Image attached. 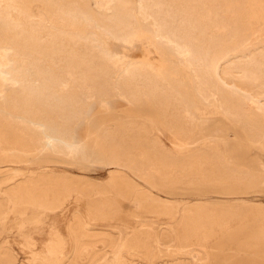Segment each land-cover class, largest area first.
Segmentation results:
<instances>
[{"label":"rangeland","instance_id":"obj_1","mask_svg":"<svg viewBox=\"0 0 264 264\" xmlns=\"http://www.w3.org/2000/svg\"><path fill=\"white\" fill-rule=\"evenodd\" d=\"M247 5L0 0V264H264V7Z\"/></svg>","mask_w":264,"mask_h":264},{"label":"bare ground","instance_id":"obj_2","mask_svg":"<svg viewBox=\"0 0 264 264\" xmlns=\"http://www.w3.org/2000/svg\"><path fill=\"white\" fill-rule=\"evenodd\" d=\"M133 1H134V0H133ZM56 2H57V0H56ZM134 3H135V2H134ZM140 3H141V2H140ZM218 3H219V2H218ZM100 4H101V3H100ZM123 4H124V3H123ZM125 4H126V2H125ZM138 4H139V3H138ZM244 4H245V3H244ZM246 4H247V0H246ZM119 5H120V4H119ZM127 5H129V4H127ZM127 5H126V6H127ZM91 6H92V5H91ZM94 6H95V5H94ZM122 6H123V5H122ZM129 6H130V5H129ZM129 6H128V7H129ZM135 6H136V5H135ZM139 6H141V5H139ZM240 6H242V5H240ZM92 7H93V6H92ZM124 7H125V5H124ZM128 7H127V8H128ZM130 7H131V6H130ZM133 7H134V6H133ZM238 7H239V6H238ZM262 7H264V0H248V5H247L246 7H244V9H243V7H242V9H241L240 7H239V8L241 9V10H240L241 12L244 11L248 16L253 17V16L257 13L258 9H260V8H262ZM93 8H94V7H93ZM127 8H125V10H126ZM140 8H141V7H140ZM154 8H155V7H154ZM236 8H237V7H236ZM121 9H123V7H121ZM131 9H132V7H131ZM193 9H194V7H193ZM229 9H230V8H229ZM237 9H238V8H237ZM237 9H236V11H237ZM129 10H130V9L128 8L127 13H128ZM136 10H137V9H136ZM136 10H135V11H136ZM138 10H139V9H138ZM122 11H123V10H122ZM131 11H134V9L131 10ZM135 11H134V12H135ZM140 11H141V10H140ZM193 11H194V10H193ZM232 11H233V9H232ZM234 11H235V10H234ZM234 11H233V12H234ZM96 12H97V11H96ZM116 13H117V12H116ZM120 13H121V12H120ZM127 13H126V14H127ZM141 13H143V12H141ZM183 13H184V12H183ZM236 13H237V12H236ZM126 14H124V15H126ZM128 14H129V13H128ZM130 14H131V13H130ZM138 14H139V13H138ZM239 14H240V12H239ZM239 14H238V15H239ZM243 14H244V13H243ZM77 15H78V14H77ZM121 15H122V14H121ZM133 15H134V14H133ZM232 15H233V13H232ZM234 15H235V13H234ZM240 15H241V14H240ZM191 16H192V15H191ZM235 16H236V15H235ZM64 17H65V16H64ZM133 17H134V16H133ZM236 17H237V16H236ZM236 17H235V18H236ZM130 18H131V16H130ZM71 19H72V18H71ZM118 19H119V17H118ZM186 19H187V17H186ZM190 19H191V17H190ZM66 20H67V19H66ZM68 20H69V19H68ZM78 20H79V19H78ZM114 20H115V19H114ZM125 20H126V19H125ZM125 20H124V21H125ZM138 20H139V19H138ZM73 21H74V20H73ZM121 21H122V20H121ZM134 21H136V20H134ZM140 21H141V20H140ZM143 21H144V20H143ZM126 22H129V21H126ZM126 22H125V23H126ZM138 22H139V21H138ZM188 22H189V20H188ZM193 22H194V21H193ZM114 23H116V22H114ZM129 23H130V22H129ZM129 23H128V24H129ZM140 23H141V22H140ZM142 23H143V22H142ZM144 23H145V21H144ZM116 24H117V23H116ZM133 24H134V23H133ZM133 24H131V25L133 26ZM138 24H139V23H138ZM121 25H122V23H121ZM124 25H125V24H124ZM129 25H130V24H129ZM131 25H130V26H131ZM145 25H146V24H145ZM132 26H131V27H132ZM138 26L140 27V25H138ZM138 26H137V27H138ZM223 26H224V25H223ZM123 27H124V26H123ZM126 27H127V26H126ZM139 27H138V28H139ZM187 27H188V26H187ZM121 28H122V27H121ZM127 28H128V27H127ZM132 28H133V27H132ZM152 28H153V27H152ZM140 29H141V28H140ZM122 30H123V28L121 29V31H122ZM128 31L130 32V30H128ZM135 32H136V30H135ZM137 32H138V33H137ZM137 32H136V34H135V36H134V37L137 39V41H138V42H136V43L143 42V41H145V40L147 39V37L150 36L148 33H146L147 31L144 32V31H142V30H139V31H137ZM154 32H155V28H154ZM154 32H153V33H154ZM236 32H237V31H236ZM130 33H131V32H130ZM237 33H238V32H237ZM170 34H171V33H170ZM184 34H185V33H184ZM234 34H236V33H234ZM2 35H3V34H2ZM6 35H7V34H6ZM6 35H4V36H6ZM125 35H126V34H125ZM154 35H155V34H153V36H154ZM172 35H173V34H172ZM236 35H238V34H236ZM245 35H246V34H245ZM153 36H152V37H153ZM185 36H186V35H185ZM131 37H132V35H131ZM131 37H130V38H131ZM134 37H132V38L135 39ZM152 37H151V38H152ZM171 37H172V36H171ZM233 37H234V36H233ZM236 37H237V36H236ZM248 37H249V36H248ZM9 38H10V37H9ZM87 38H88V37H87ZM130 38H128V39H130ZM132 38H131V39H132ZM173 38H174V37H173ZM238 38H239V37H238ZM244 38L247 39V37H244ZM4 39H6V38L4 37ZM133 39H132V40H133ZM152 39H155V38H152ZM175 39H176V38H175ZM9 40H10V39H9ZM11 40H12V39H11ZM177 40H178V39H177ZM182 40H183V39H182ZM238 40H239V39H238ZM17 41H19V40H17ZM24 41H25V40H24ZM178 41H179V40H178ZM220 41H221V40H220ZM223 41H224V40H223ZM233 41H234V40H233ZM242 41H243V40H242ZM8 42H9V41H8ZM14 42H15V41H13V43H14ZM131 42H132V41H131ZM179 42H180V41H179ZM228 42H229V41H228ZM237 42H238V41H237ZM244 42H245V41H244ZM2 43H3V42H2ZM6 43H7V42H6ZM127 43H128V41H127ZM132 43H133V42H132ZM143 43H144V42H143ZM143 43H142V44H143ZM174 43H175V42H174ZM241 43H242V42H241ZM7 44H8V43H7ZM14 44H15V43H14ZM23 44H24V43H23ZM31 44H32V43H31ZM130 44H131V43H130ZM226 44H227V43H226ZM11 45H12V44H11ZM26 45H27V44H26ZM223 45H224V44H223ZM230 45H231V44H230ZM2 46L4 47L5 45L2 44ZM13 46H14V45H13ZM13 46H11V49L14 48ZM16 46H17V44L15 45V49H16ZM24 46H25V45H24ZM217 46H218V44H217ZM217 46H216V47H217ZM221 46H222V45H221ZM3 47H2V48H3ZM12 47H13V48H12ZM27 47H28V46H27ZM30 47H31V46H30ZM30 47H29V48H30ZM214 47H215V46H214ZM219 47H220V46H219ZM223 47H224V46H223ZM226 47H227V46H226ZM8 48H9V47H8ZM19 48H20V47H18V49H19ZM23 48H24V47H23ZM25 48H26V47H25ZM36 48H37V47H35V49H36ZM221 48H222V47H221ZM229 48H230V46H229ZM31 49H32V48H31ZM31 49H30V50H31ZM179 49H180V48H179ZM223 49H224V48H223ZM226 49H228V48H226ZM19 50H20V49H19ZM21 50H22V48H21ZM27 50H28V49H27ZM32 50H34V49H32ZM39 50H40V49H39ZM185 50H186V49H185ZM23 51H24V50H23ZM36 51H37V50H36ZM103 51H104V50H103ZM6 52H7V51H6ZM29 52H30V51H29ZM106 52H107V51H106ZM145 52H146V51H145ZM187 52H189V51H187ZM217 52H218V51H217ZM221 52H223V51H221ZM218 53H219V52H218ZM225 53H226V52H225ZM5 54H6V53H5ZM194 54H195V53H194ZM207 54H208V53H207ZM211 54H213V53H211ZM215 54H216V53H215ZM215 54H214V55H215ZM219 54H220V53H219ZM15 55H16V54H15ZM100 55H101V54H100ZM147 55H148V54H147ZM176 55H177V54H176ZM186 55L188 56V53H187ZM186 55H185V56H186ZM197 55H198V54H197ZM216 55L218 56V54H216ZM103 56H104V55H103ZM183 56H184V55H183ZM183 56H182V57H183ZM187 56H186V57H187ZM206 56H208V55H206ZM21 57H22V56H21ZM84 57H85V56H84ZM178 57H179V56H178ZM178 57H177V58H178ZM201 57H202V56H201ZM219 57H220V56H219ZM85 58H86V57H85ZM179 58H180V60H181V57H179ZM183 58H184V57H183ZM216 58H217V57H216ZM22 59H23V58H22ZM22 59H21V60H22ZM90 59H91V58H90ZM101 60H102V59H101ZM184 60H185V59H184ZM204 60H205V59H204ZM212 60H213V59H212ZM219 60H220V58H219ZM80 61H81V60H80ZM85 61H87V59L84 60V62H85ZM132 61H134V60H132ZM132 61H131V62H132ZM137 61H138V60H137ZM139 61H140V60H139ZM139 61H138V62H139ZM142 61H143V60H142ZM92 62H93V61H92ZM128 62H129V61H128ZM158 62H159V61H158ZM182 62H183V61H182ZM201 62H202V61H201ZM201 62H200V63H201ZM206 62H207V61H206ZM80 63H81V62H80ZM80 63H79V64H80ZM82 63H83V62H82ZM86 63H87V62H86ZM90 63H91V62H90ZM90 63H87V66H88V64H90ZM144 63H145V61H144ZM152 63H153V62H152ZM152 63H149V64H152ZM184 63H185V62H184ZM217 63H218V62H217ZM8 64H9V63H8ZM83 64H84V63H83ZM98 64H99V63H98ZM100 64H101V63H100ZM136 64H137V63H136ZM147 64H148V62H147ZM159 64H160V63H159ZM205 64H206V63H205ZM210 64H211V62H210ZM90 65H91V64H90ZM92 65H93V63H92ZM185 65H186V64H185ZM187 65H188V64H187ZM196 65H197V64H196ZM198 65H199V64H198ZM208 65H209V63H208ZM83 66H84V65H83ZM103 66H104V65H103ZM128 66H129V64H128ZM151 66H153V65H151ZM160 66H161V65H160ZM201 66H202V65H201ZM201 66H200V67H201ZM205 66L207 67V65H205ZM205 66H204V67H205ZM210 66H211V65H210ZM77 67H78V66H77ZM92 67H93V66H92ZM98 67H99V66H98ZM100 67L102 68V66H100ZM130 67H131V66H130ZM130 67H128V68H130ZM161 67H162V66H161ZM164 67H165V65H164ZM78 68H79V67H78ZM83 68H86V67H83ZM83 68H82V69H83ZM117 68H118V67H117ZM120 68H121V67H120ZM131 68H132V67H131ZM133 68H134V66H133ZM133 68H132V69H133ZM136 68H137V66H136ZM146 68H147V67H146ZM155 68H156V67H154V69H155ZM216 68H217V64H216ZM216 68H215V69H216ZM82 69H81V70H82ZM132 69H131V70H132ZM140 69H141V68H140V66H139V70H140ZM161 69H162V68H161ZM161 69H159V68H158L157 70L155 69V70L157 71V72H156V76H159V77H160V75H161L160 70H161ZM199 69H200V68H199ZM83 70H84V69H83ZM88 70H89V69H88ZM92 70H93V69H92ZM107 70H108V69H107ZM107 70H104V72L107 71ZM127 70H128V69H127ZM135 70H136V69H135ZM147 70H149V69H147ZM191 70H192V69H191ZM206 70H208V69H206ZM206 70H205V71H206ZM85 71H86V70H85ZM101 71H102V70H101ZM124 71H125V70H124ZM172 71H174V70H172ZM214 71H215V70H214ZM90 72H91V71H90ZM95 72H96V71H95ZM102 72H103V71H102ZM117 72H118V71L116 70V73H117ZM122 72H123V71H122ZM126 72H127V71H126ZM126 72H125V73H126ZM209 72H211V70H210ZM79 73H81V72L79 71ZM79 73H78V74H79ZM83 73H84V72H83ZM91 73H94V72H91ZM106 73H107V72H106ZM120 73H121V72H120ZM131 73H132V72H131ZM135 73H136V72H135ZM151 73H153V71H152ZM151 73H150V74H151ZM166 73H167V72H166ZM174 73H175V71H174ZM214 73H215V72H214ZM86 74H87V73H86ZM96 74H99V73H96ZM96 74H94V75L96 76ZM144 74H145V72H144ZM202 74H203V71H202ZM205 74H206V73H205ZM208 74H209V73H208ZM90 75H91V74H90ZM105 75H106V74H105ZM105 75H104V76H105ZM109 75H110V74H109ZM124 75H125V74H124ZM154 75H155V74H154ZM95 76H94V77H95ZM102 76H103V75H102ZM111 76H112V75H111ZM125 76H127V75H125ZM203 76H204V75H203ZM205 76H206V75H205ZM205 76H204V77H205ZM213 76L215 77V74H214ZM91 77H92V76H91ZM91 77H90V78H91ZM114 77H115V76H114ZM130 77H131V76H130ZM138 77H139V76H138ZM174 77H175V76H174ZM124 78H125V77H124ZM142 78H143V77H142ZM148 78H149V77H148ZM191 78H192V77H191ZM212 78H213V77H212ZM35 79L37 80V78H35ZM53 79H54V78H53ZM92 79H93V78H92ZM98 79H99V77H98ZM106 79H107V78H106ZM109 79H110V78H109ZM119 79H120V78H119ZM202 79H203V78H202ZM208 79H209V78H208ZM215 79H216V78H215ZM2 80H4V79H2ZM90 80H91V79H90ZM138 80H139V78H138ZM143 80H144V79H143ZM147 80H148V79H147ZM190 80H191V79H190ZM51 81H52V79H51ZM108 81H109V80H108ZM112 81L114 82V80H112ZM115 81H116V83L118 82L117 79H116ZM121 81H122V80H121ZM136 81H137V80H136ZM210 81H211V80H209V82H210ZM214 81H216V80H214ZM8 82H9V81H8ZM48 82H49V81H47V83H48ZM53 82H55V81H52V82H51L52 85H53ZM56 82L59 83V81H56ZM61 82H62V81H61ZM61 82H60V83H61ZM63 82H64V81H63ZM102 82H103V80H102ZM122 82H123V81H122ZM140 82H141V81H140ZM217 82L219 83L220 81L217 80ZM11 83H12V82H11ZM51 83L49 82L50 85H51ZM57 83H55V84H57ZM91 83H93V81H92ZM99 83H101V82H98L97 87H98V85H100ZM107 83H108V82H107ZM111 83H112V82H111ZM116 83H115V84H116ZM124 83H125V82H124ZM128 83L130 84V81H129ZM137 83H138V82H137ZM145 83H146V82H145ZM190 83H191V81H190ZM218 83H217V84H218ZM45 84H46V83H45ZM67 84H68V83H67ZM101 84H102V83H101ZM112 84H113V83H112ZM153 84H154V83H153ZM171 84H173V83H171ZM181 84H182V83H181ZM198 84H199V83H198ZM210 84H211V83H210ZM9 85H10V84H9ZM43 85H44V84H43ZM52 85H51V87H52ZM57 85H59V84H57ZM62 85H63V84H62ZM93 85L95 86V84H93ZM93 85H92V86H93ZM103 85H104V83H103ZM103 85H101V87H100L101 89H102V87H103V89L106 87V86H103ZM105 85H106V83H105ZM122 85H123V84H122ZM127 85H128V84H127ZM134 85H136V84L134 83ZM137 85H139V84H137ZM142 85H143V83H142ZM148 85H149V84H148ZM158 85H159V84H158ZM182 85H183V84H182ZM191 85H192V84H191ZM208 85H209V84H208ZM45 86L47 87V85H45ZM45 86H43V87H45ZM60 86H61V85H60ZM65 86L67 87L66 84H65ZM109 86H110V85H109ZM113 86H114V84H113ZM113 86H112V88H113ZM150 86H151V85H150ZM159 86H160V85H159ZM219 86H221V83H220ZM222 86H223V85H222ZM49 87H50V86H49ZM115 87H116V89H117V85H116ZM121 87H122V86H121ZM129 87H130V85H129ZM134 87H135V86H134ZM146 87H147V86H146ZM160 87H161V86H160ZM166 87H167V86H166ZM203 87H204V86H203ZM56 88H57V86H56ZM63 88H65L64 85H63ZM93 88H96V87H93ZM93 88H92V89H93ZM107 88H108V87H107ZM109 88H110V87H109ZM124 88H125V87H124ZM136 88H137V87H136ZM207 88H208V87H207ZM213 88H214V87H213ZM215 88H216V87H215ZM215 88H214V89H215ZM219 88H220V87H219ZM222 88H224V87H221V90H220V91H222ZM5 89H8V88L6 87ZM30 89H31V88H30ZM40 89H41V86H40ZM43 89H44V88H43ZM46 89H47V88H46ZM50 89H51V88H49V89H47V90L49 91ZM101 89H100V90H101ZM118 89H119V88H118ZM122 89H123V88H121V90H122ZM126 89H127V87H126ZM159 89H160V88H159ZM159 89H158V90H159ZM165 89H166V88H165ZM203 89H204V88H203ZM216 89H217V88H216ZM51 90H52V89H51ZM51 90H50V91H51ZM60 90H62V89H60ZM95 90H96V89H95ZM97 90H98V89H97ZM104 90H105V89H104ZM104 90H103V92H104ZM141 90H142V89H141ZM143 90H144V89H143ZM146 90H147V89H146ZM146 90H145V91H146ZM158 90H157V86H156V87H152V90H151V91H152V94L149 93V94H150L149 96H156V95L158 94V93H157ZM34 91H36V89H35ZM34 91H33V93H34ZM38 91H39V90H38ZM41 91H42V90H41ZM45 91H46V90H44V92H45ZM48 91H47V92H48ZM88 91H89V90H88ZM92 91H93V90H92ZM108 91H109V90H108ZM108 91H106V92H108ZM115 91H116V90H115ZM123 91H124V89H123ZM151 91H150V92H151ZM218 91H219V90H218ZM223 91H224V90H223ZM21 92H22V90H21ZM29 92H30V91H29ZM29 92H28V93H29ZM42 92H43V91H42ZM42 92H41V93H42ZM44 92H43V93H44ZM51 92H52V91H51ZM99 92H100V91H99ZM126 92H127V91H126ZM140 92H142V91H139V89L137 90V89H132V88H131V90H129V91L127 92V95H126V96H128V97H129L131 100H133V101H135V100L138 101V100H140V97H141ZM148 92H149V91H148ZM190 92H191V91H190ZM216 92H217V91H216ZM22 93H23V92H22ZM36 93H37V92H36ZM38 93H39V92H38ZM45 93H46V92H45ZM92 93H93V92H92ZM97 93H98V92H97ZM104 93H105V92H104ZM111 93H112V92H111ZM123 93H124V92H123ZM144 93H145V92H144ZM144 93H143V94H144ZM161 93H162V92H161ZM182 93H183V92H182ZM191 93H192V92H191ZM201 93H203V92H201ZM222 93H223V92H222ZM222 93H221V94H222ZM225 93H226V91H225ZM100 94H101V92H100ZM125 94H126V93H125ZM163 94H164V93H163ZM166 94H167V93H166ZM216 94H217V93H216ZM31 95H33L32 92H31ZM31 95H30V97H31ZM36 95H37V94H36ZM38 95H39V94H38ZM41 95H43V94H41ZM51 95H52V94H51ZM54 95H56V94H54ZM57 95H58V94H57ZM98 95H99V93H98ZM105 95H107V94L105 93ZM114 95H115V94H114ZM114 95H113V96H114ZM210 95H212V94H210ZM225 95H226V94H225ZM228 95H229V94H228ZM20 96H21V95H20ZM22 96H23V95H22ZM25 96H27V94H26ZM111 96H112V94H111ZM123 96H124V95H123ZM123 96H122V97H123ZM159 96H160V95L156 96V98L159 97ZM161 96H162V95H161ZM167 96L171 97V95H167ZM213 96H214V95H213ZM23 97H24V96H23ZM27 97H28V96H27ZM37 97H38V96H37ZM37 97H36V98H37ZM42 97H45V96H42ZM49 97H50V96H49ZM101 97H102V96H101ZM109 97H110V96H109ZM144 97H145V96H144ZM192 97H193V95H192ZM203 97H205V94H204ZM224 97H225V96H224ZM0 98H1V97H0ZM34 98H35V96H34ZM39 98H40V97H39ZM113 98H115V97H113ZM149 98H150V97H149ZM152 98H153V97H152ZM162 98H163V97H162ZM166 98H167V97H166ZM173 98L175 99V95H174ZM225 98L227 99V97H225ZM229 98H231V95H230ZM229 98H228V99H229ZM22 99H23V98H22ZM30 99H31V98H30ZM32 99H33V97H32ZM41 99H42V98H41ZM47 99H48V98H47ZM50 99H51V97H50ZM52 99H54V98H52ZM55 99H56V98H55ZM100 99H101V98H100ZM142 99H143V97H142ZM142 99H141V100H142ZM153 99H154V98H153ZM164 99H165V98H164ZM170 99H172V98H170ZM178 99H179V98H177V101H178ZM219 99H221V98L219 97ZM231 99H232V98H231ZM234 99H235V98H234ZM27 100H28V99H27ZM35 100H36V99H35ZM105 100H106V99H105ZM165 100H166V99H165ZM185 100H187V99H185ZM223 100H224V99H223ZM229 100H230V99H229ZM232 100H233V99H232ZM242 100H243V99H242ZM25 101H26V100H25ZM30 101H31V100H30ZM37 101H38V100H37ZM40 101H41V100H40ZM40 101H39V102H40ZM61 101H62V100H60L59 102H61ZM68 101H70V99H68ZM68 101H67V103H68ZM73 101H74V100H73ZM124 101H125V100H124ZM154 101H155V99H154ZM158 101H160V99H159ZM167 101H168V100H167ZM179 101L181 102L180 99H179ZM201 101H203V100H201ZM233 101H234V100H233ZM236 101H237V99H236ZM41 102H42V101H41ZM43 102H45V101H43ZM51 102H53V101H51ZM63 102H64V101H63ZM75 102H76V101H75ZM129 102H130V101H129ZM140 102H141V101H140ZM140 102H138V104H139ZM162 102H164V101H162ZM172 102H174V101L172 100ZM194 102H195V100H194ZM203 102H204V101H203ZM219 102H221V101L219 100ZM229 102H230V101H229ZM242 102H243V101H242ZM244 102H245V101H244ZM24 103H25V102H24ZM33 103H36V102L33 101ZM37 103H38V102H37ZM67 103H66V104H67ZM130 103H132V101H131ZM141 103H142V102H141ZM152 103H153V102H152ZM158 103H159V102H158ZM204 103H205V102H204ZM211 103H212V102H211ZM233 103L235 104V102H233ZM240 103H241V101H240ZM240 103H239V104H240ZM246 103H247V102H246ZM25 104H26V103H25ZM43 104H44V103H43ZM48 104H49V103H48ZM62 104H63V103H62ZM68 104H69V103H68ZM72 104H73V102H72ZM72 104H71V106H72ZM75 104H76V103H75ZM133 104H134V103H133ZM135 104H136V106H137V102H136ZM144 104H145V103H144ZM146 104H147V103H146ZM171 104H172V103H171ZM173 104H174V103H173ZM176 104H177V102H176ZM178 104H179V103H178ZM214 104H215V102H214ZM237 104H238V103H237ZM250 104H251V103H250ZM27 105H28V104H27ZM33 105H34V104H33ZM39 105H40V104H38V106H39ZM41 105H42V104H41ZM63 105H65V103H64ZM131 105H132V104H131ZM142 105H143V104H142ZM157 105H158V104H157ZM159 105H160V104H159ZM196 105H197V104H196ZM232 105H233V104H232ZM235 105H236V104H235ZM235 105H233V106H231V107H234ZM244 105H245V104H244ZM252 105H253V104H252ZM66 106H67V105H66ZM66 106H65V107H66ZM73 106H75V105L73 104ZM160 106H161V105H160ZM171 106H172V105H171ZM177 106H179V105H177ZM183 106H184V105H183ZM215 106H216V105H215ZM221 106H222V105H221ZM248 106H250V105L248 104ZM24 107H25V106H24ZM35 107H36V105H35ZM47 107H48V106H47ZM54 107H55V106H54ZM77 107H78V106H77ZM77 107H76V108H77ZM154 107H155V105H154ZM172 107H173V106H172ZM228 107H230V106H228ZM228 107H227V108H228ZM231 107H230V108H231ZM237 107H239V106H237ZM240 107H243V105L240 106ZM244 107H245V106H244ZM251 107H252V106H251ZM28 108H29V107H28ZM63 108H64V107H63ZM68 108H69V107H68ZM71 108H72V107H71ZM76 108H75V109H76ZM176 108H177V107H176ZM25 109H26V108H25ZM30 109H31V107H30ZM32 109H33V108H32ZM35 109H36V108H35ZM38 109H39V108H38ZM41 109H42V108H41ZM46 109H48V108H46ZM46 109H45V110H46ZM49 109L51 110V108H49ZM61 109H62V108H61ZM65 109H66V108H65ZM167 109H168V108H167ZM167 109H166V110H167ZM171 109H172V108H171ZM171 109H170V110H171ZM233 109H234V108H233ZM262 109H263V108H262ZM55 110H56V108H55ZM55 110H54V111H55ZM157 110H158V109H157ZM181 110H182V109H181ZM235 110H236V108L234 109V111H233V110H232V111L235 112ZM246 110H247V109H246ZM25 111H26V110H25ZM27 111H28V110H27ZM27 111H26V112H27ZM32 111H33V110H32ZM32 111H31V112H32ZM47 111H48V110H47ZM59 111H60V110H59ZM68 111H69V110H68ZM68 111H67V112H68ZM164 111H165V110H164ZM173 111H174V110H173ZM179 111H180V110H179ZM184 111H186V110H184ZM189 111H190V110H189ZM223 111H224V110H223ZM236 111L238 112L237 115H238L239 113L241 114V112H239V110H236ZM241 111H242V110H241ZM249 111H250V110H249ZM254 111H255V110H254ZM28 112H29V111H28ZM34 112H35V110H34ZM34 112H33V114H34ZM45 112H46V111H45ZM73 112H74V111H73ZM78 112H79V111H78ZM81 112H82V111H81ZM166 112H167V111H166ZM171 112H172V111H171ZM182 112H183V110H182ZM243 112H244V111H243ZM255 112H256V111H255ZM55 113H56V112H55ZM65 113H66V110H65ZM167 113H168V112H167ZM167 113H166V114H167ZM230 113H231V110H230ZM259 113H260V112H259ZM47 114H48L47 116H49V113H47ZM56 114H57V113H56ZM60 114H61V113H60ZM169 114H170V113H169ZM173 114H175V113H173ZM181 114H183V113H181ZM225 114H226V113H225ZM228 114H229V113H228ZM242 114H243V113H242ZM244 114L246 115L247 113H244ZM244 114H243V115H244ZM250 114H251V113H250ZM253 114L257 115L256 113H253ZM253 114H252V115H253ZM260 114H261V113H260ZM29 115H30V114H28V116H29ZM51 115H53V114L51 113ZM63 115H64V114H63ZM63 115H62V116H63ZM69 115H70V114H69ZM69 115H68V117H70ZM164 115H165V114H164ZM167 115H168V114H167ZM171 115H172V114H171ZM171 115H169V116H171ZM184 115H185V114H184ZM231 115H233V114H231ZM234 115H236V114H234ZM252 115H251V116H252ZM47 116H46V117H47ZM54 116H56V115H53V117H54ZM65 116H66V115H65ZM71 116H72V114H71ZM76 116H77V115H76ZM162 116H163V115H162ZM180 116H182V115H180ZM227 116H228V115H227ZM239 116H240V115H239ZM251 116H250V117H251ZM261 116H263V115H261ZM49 117H50V116H49ZM165 117H166V116H165ZM228 117H229V116H228ZM231 117H232V116H231ZM231 117H230V118H231ZM243 117H244V116H243ZM247 117H248V115H247ZM252 117H253V116H252ZM256 117H257V116H256ZM47 118H48V117H47ZM65 118L67 119V117H65ZM65 118H64V119H65ZM161 118H162V117H161ZM163 118H164V117H163ZM176 118H177V116H176ZM176 118H174V120H175ZM178 118H179V117H178ZM185 118H186V117H185ZM234 118H235V117H234ZM236 118H237V117H236ZM238 118H240V117H238ZM244 118H245V117H244ZM257 118H258V117H257ZM260 118H261V117H260ZM59 119H60V116H59ZM71 119H72V118H71ZM75 119H77V118H75ZM252 119H253V121H255L254 118H252ZM43 120H44V119H43ZM48 120H50V118H49ZM51 120H53V119H51ZM51 120H50V121H51ZM163 120H164V119H163ZM168 120H169V119H168ZM170 120H171V119H170ZM178 120H180V119H178ZM232 120H233V119H232ZM239 120H240V119H239ZM247 120H248V119H247ZM249 120H250V119H249ZM256 120H259V119H256ZM53 121H54V120H53ZM129 121H130V120H129ZM145 121H146V120H145ZM147 121H148V120H147ZM149 121H151V120H149ZM165 121H166V120H165ZM259 121H260V120H259ZM158 122H160V121H158ZM178 122H179V121H178ZM185 122H186V121H185ZM237 122H238V121H237ZM242 122H244V121L242 120ZM246 122H247V121H246ZM248 122H249V121H248ZM250 122H251V120H250ZM262 122H264L263 119H262ZM42 123H43V121H42ZM46 123H47V122H46ZM57 123H58V122H57ZM61 123H62V122H61ZM102 123H103V122H102ZM127 123H129V122H127ZM134 123H135V122H134ZM144 123H145V122H144ZM151 123H152V122H151ZM175 123H176V122H174L173 124H175ZM181 123H182V122H181ZM186 123H187V122H186ZM189 123H190V122H189ZM240 123H241V122H240ZM254 123H255V122H254ZM257 123H259V122H257ZM25 124H26V123H25ZM50 124H51V123H50ZM50 124H49V125H50ZM63 124H65V123H63ZM68 124H69V123H68ZM68 124H67V125H68ZM108 124H109V123H108ZM129 124H130V123H129ZM132 124H133V122H132ZM135 124H136V123H135ZM139 124H140V122H139ZM155 124H156V122H155ZM155 124H154V125H155ZM157 124H159V123H157ZM179 124H180V123H179ZM197 124H198V122H197ZM251 124H252V123H251ZM259 124H260V123H259ZM262 124H263V123H262ZM262 124H260V125H262ZM52 125H53V124H52ZM145 125H146V124H145ZM164 125H165V124H164ZM183 125H184V124H183ZM185 125H186V124H185ZM202 125H203V124H202ZM236 125H238V124H236ZM244 125H245V124H244ZM244 125H243V126H244ZM249 125H250V124H249ZM31 126H32V125H31ZM53 126H54V125H53ZM58 126H59V125H58ZM74 126H75V125H74ZM140 126H142V125H139V127H140ZM147 126H148V125H147ZM158 126H159V125H158ZM165 126H166V125H165ZM165 126L162 127V128H165ZM174 126H175V125H174ZM177 126H180V125L177 124ZM190 126H191V125H190ZM200 126H201V125H200ZM247 126H248V125H247ZM256 126H257V124H256ZM69 127H70V126H69ZM133 127H134V125H133ZM137 127H138V126H137ZM139 127H138V128H139ZM142 127H144V126H142ZM142 127H141V128H142ZM154 127H155V126H154ZM166 127H167V126H166ZM169 127H170V126H169ZM171 127H172V126H171ZM259 127H260V126H259ZM262 127H263V126H262ZM60 128H61V127L59 126V129H60ZM66 128H67V127H66ZM99 128H100V127H99ZM103 128H104V127H103ZM162 128H161V129H162ZM189 128H190V127H189ZM191 128H192V127H191ZM199 128H200V127H199ZM203 128H204V127H203ZM203 128H202V129H203ZM227 128H228V127H227ZM242 128H243V127H242ZM244 128H246V127H244ZM244 128H243V129H244ZM257 128H258V127H257ZM25 129H27V128H24L23 131H25ZM28 129H29V128H28ZM30 129L32 130V128H30ZM30 129H29V130H30ZM37 129H39V127H38ZM53 129H54V128H53ZM61 129H63V128H61ZM116 129H117V128H116ZM184 129H185V131H188V130H186V128H184ZM196 129H197V128H196ZM196 129H195V130H196ZM205 129H206V128H205ZM228 129H229V128H228ZM250 129H251V128H250ZM252 129H253V128H252ZM252 129H251V130H252ZM254 129H255V128H254ZM262 129H263V128H262ZM29 130H28V131H29ZM34 130H35V129H34ZM34 130H33V132H34ZM45 130H46V129H45ZM48 130H49V129H48ZM55 130H56V129H55ZM145 130H146V129H145ZM150 130H151V129H150ZM153 130H154V129H153ZM173 130H174V127H173ZM177 130H178V129H177ZM180 130H181V129H180ZM224 130H225V129H224ZM257 130H259V129H257ZM263 130H264V129H263ZM37 131H38V130H37ZM56 131H57V130H56ZM58 131L61 132V130H58ZM69 131L72 132L71 130H69ZM98 131H99V129H98ZM151 131H152V130H151ZM151 131H150V132H151ZM185 131H184V132H185ZM205 131H206V130H205ZM247 131H248V130H247ZM252 131H253V130H252ZM260 131H261V130H260ZM62 132H63V131H62ZM64 132H65V130H64ZM64 132H63V134H64ZM96 132H97V131H96ZM105 132H106V131H105ZM142 132H143V130H142ZM150 132H149V133H150ZM152 132H153V131H152ZM169 132H170V130H169ZM169 132H168V133H169ZM177 132H178V131H177ZM177 132H176V133H177ZM180 132H181V131H180ZM182 132H183V129H182ZM194 132H195V131H194ZM206 132H207V131H206ZM254 132L257 133L255 130H254ZM28 133H30V131H29ZM68 133H69V132H68ZM107 133H108V132H107ZM146 133H147V132H146ZM176 133H175V134H176ZM178 133H179V132H178ZM203 133H204V131H203ZM262 133H263V131H262ZM23 134L26 135L27 133L25 134V132H24ZM30 134H31V133H30ZM35 134H36V136H37V133H35ZM94 134H95V133H94ZM100 134H101V133H100ZM166 134H167V133H166ZM181 134H182V133H181ZM185 134H186V133H185ZM188 134H189V133H188ZM190 134H191V133H190ZM215 134H216V133H215ZM222 134H223V133H222ZM258 134H259V133H258ZM32 135H34V133H33ZM49 135H50V134H49ZM57 135H58V134H57ZM73 135H74V134H73ZM103 135H104V134H103ZM147 135H148V133H147ZM160 135H161V134H160ZM182 135H183V134H182ZM192 135H193V134H192ZM192 135H191V136H192ZM195 135H196V134L194 133V136H195ZM253 135H254V134H253ZM261 135H262V134H261ZM261 135H260V136H261ZM34 136H35V135H34ZM34 136H33V137H34ZM69 136H70V135H69ZM95 136H96V134H95ZM164 136H165V134H164ZM218 136H220V135H218ZM228 136H229V135H228ZM255 136H256V134H255ZM263 136H264V134H263ZM22 137H23V136H22ZM30 137H31V136H30ZM39 137H40V136H39ZM93 137H94V136H93ZM101 137H102V136H101ZM105 137H106V136H105ZM160 137H162V136H160ZM167 137H168V136H167ZM179 137H180V136H179ZM182 137H183V136H182ZM182 137H181V138H182ZM211 137H213V135H212ZM215 137H216V136H215ZM25 138H26V137H25ZM36 138H37V137H36ZM36 138H35V139H36ZM42 138H43V136H42ZM63 138H64V137H63ZM96 138H97V136H96ZM96 138H95V139H96ZM123 138H124V137H123ZM181 138H180V139H181ZM184 138H185V136H184ZM184 138H183V139H184ZM201 138H202V135H201ZM207 138H208V140L211 139V138H209L208 136H207ZM213 138H214V137H213ZM256 138H257V137H256ZM261 138H262V137H261ZM263 138H264V137H263ZM17 139H18V138H17ZM22 139H23V138H22ZM31 139H32V138H31ZM38 139H41V138H38ZM65 139H66V138H65ZM95 139H94V140H95ZM101 139H102V138H101ZM177 139H178V138H177ZM183 139H182V140H183ZM20 140H21V139H20ZM29 140H30V139H29ZM45 140H46V139H44V141H45ZM154 140H155V138H154ZM156 140H157V139H156ZM169 140H170V139H169ZM171 140H172V139H171ZM175 140H176V139H174V143L176 144L178 141L175 142ZM201 140H203V138H202ZM215 140H216V139H215ZM18 141H19V140H18ZM23 141H24V140H22V142H23ZM26 141H27V140H26ZM26 141H25V142H26ZM34 141H35V140H33V142H34ZM40 141H42V140H40ZM47 141H48V140H47ZM47 141H45V142H47ZM51 141H52V140H51ZM179 141H180V140H179ZM198 141H200V139H199ZM206 141H207V140H206ZM28 142H29V141H28ZM52 142L54 143V141H52ZM56 142H57V140H56ZM60 142H62V141L60 140ZM154 142H155V144H156V141H154ZM159 142H160V141H159ZM182 142H183V141H182ZM192 142H193V141H192ZM261 142H262V141H261ZM13 143H15V142H13ZM18 143H19V142H18ZM49 143H51V142H49ZM58 143H59V140H58ZM68 143H69V142H68ZM68 143H67V145H68ZM72 143H73V142H72ZM95 143H96V142H95ZM161 143H162V142H161ZM169 143H170V142H169ZM189 143H190V142H189ZM195 143H196V142H195ZM198 143H199V142H197V145H198ZM202 143H204V142L202 141ZM262 143H263V142H262ZM16 144H17V143H16ZM24 144H25V143H24ZM24 144H23V145H24ZM33 144H34V143H33ZM55 144H56V143H55ZM182 144H185V143H182ZM182 144L180 143V145H182ZM193 144H194V143H193ZM247 144H248V143H247ZM252 144H253V143H252ZM14 145H15V144H14ZM38 145H39V144H38ZM49 145H50V144H49ZM52 145H53V144H52ZM64 145H66V144L64 143ZM71 145H72V144H71ZM124 145H125V144H124ZM152 145H154V144H152ZM163 145H164V144H163ZM177 145H179V144H177ZM180 145H179V146H180ZM190 145H191V143H190ZM190 145H189V146H190ZM249 145H250V144H249ZM18 146H19V144H18ZM29 146H31V143L29 144ZM34 146H35V145H34ZM50 146H51V145H50ZM53 146H55V145H53ZM155 146H156V145H154V147H155ZM161 146H162V145H161ZM183 146H185V145H183ZM183 146H182V147H183ZM194 146H196V145H194ZM247 146H248V145H247ZM250 146L252 147V145H250ZM27 147H28V146H27ZM66 147H67V146H66ZM66 147H65V148H66ZM92 147H93V146H92ZM156 147H157V146H156ZM163 147H164V146H163ZM177 147H178V146H177ZM185 147H186V146H185ZM185 147H184V148H185ZM187 147H188V146H187ZM199 147H200V146H199ZM254 147H255V146H254ZM254 147H253V148H254ZM32 148H33V147H32ZM37 148H38V147H37ZM51 148H52V146H51ZM53 148H56V147H53ZM68 148H69V147H68ZM107 148H108V147H107ZM119 148H120V147H119ZM184 148H183V149H184ZM15 149H16V148H15ZM15 149H14V150H15ZM23 149H24V147H23ZM33 149H35V148H33ZM71 149H72V148H71ZM99 149H100V148H99ZM112 149H113V148H112ZM112 149H111V150H112ZM117 149H118V148H117ZM121 149H122V148H121ZM125 149H126V148H125ZM156 149H157V148H156ZM160 149H161V148H160ZM162 149L164 150V148H162ZM174 149H175V147H174ZM38 150H39V149H38ZM62 150H63V149H62ZM66 150H67V149H66ZM69 150H70V149H69ZM107 150L109 151V149H107ZM111 150H110V151H111ZM118 150H119V149H118ZM130 150H131V149H130ZM166 150H167V149H166ZM27 151H28V149H27ZM29 151H31V150H29ZM33 151H34V150H33ZM127 151H128V150H127ZM127 151H126V152H127ZM146 151H147V150H146ZM150 151H151V150H150ZM153 151H155V149H153ZM158 151H159V150H158ZM158 151H157V152H158ZM160 151H161V150H160ZM160 151H159V152H160ZM177 151H178V150H177ZM177 151H176V152H177ZM254 151H255V150H254ZM18 152H20V151H18ZM21 152H22V150H21ZM24 152H25V150H24ZM104 152H105V151H104ZM122 152H123V151H122ZM128 152H129V151H128ZM142 152H143V151H142ZM163 152H164V151H163ZM176 152H175V153H176ZM197 152H198V151H197ZM25 153H27V152H25ZM66 153H67V152H66ZM107 153H108V152H107ZM137 153H138V151H137ZM146 153H147V152H146ZM146 153H144V154L146 155ZM151 153H153V152H151ZM154 153H155V152H154ZM154 153H153V154H154ZM161 153H162V152H161ZM167 153H168V151H167ZM167 153H166V154H167ZM169 153H170V151H169ZM181 153H182V151H181ZM252 153H255V152L252 151ZM69 154H70V153H69ZM100 154H102V153H100ZM103 154H104V153H103ZM109 154H110V153H109ZM118 154H119V153H118ZM171 154H172V153H171ZM179 154H180V152H179ZM196 154H198V153H196ZM3 155H4V154H3ZM5 155H6V154H5ZM5 155H4V156H5ZM91 155H92V154H91ZM91 155H90V157H91ZM112 155H113V154H112ZM125 155H126V154H125ZM155 155H156V154H155ZM173 155H174V154H173ZM191 155H192V154H191ZM104 156H105V155H104ZM104 156H102V157L104 158ZM113 156H114V155H113ZM115 156H116V154H115ZM115 156H114V157H115ZM121 156H122V154H121ZM121 156H119V157H121ZM123 156H124V155H123ZM123 156H122V158H123ZM126 156H127V155H126ZM143 156H144V155H143ZM168 156H169V155H168ZM168 156H167V157H168ZM196 156H197V155H196ZM198 156H199V155H198ZM141 157H142V156H141ZM147 157H148V156H147ZM167 157H166V159H167ZM170 157H171V155H170ZM170 157H169V158H170ZM193 157H194V156H193ZM193 157H192V159H193ZM116 158H117V156H116ZM122 158H121V159H122ZM128 158H129V157H128ZM137 158H138V157H137ZM144 158H145V156H144ZM156 158H157V157H156ZM177 158H179V156H178ZM180 158H181V157H180ZM194 158H195V157H194ZM36 159H37V158H36ZM92 159H93V158H92ZM99 159H100V158H99ZM107 159H108V158H107ZM138 159H139V158H138ZM150 159H151V158H150ZM154 159H155V158H154ZM154 159H153V160H154ZM158 159H159V158H158ZM160 159H162V158H160ZM163 159H164V158H163ZM170 159H171V158H170ZM173 159H174V158H173ZM173 159H172V160H173ZM184 159H185V158H184ZM190 159H191V157H190ZM93 160H94V159H93ZM108 160H109V159H108ZM122 160H123V159H122ZM139 160H140V159H139ZM139 160H138V161H139ZM145 160H146V159H145ZM164 160H165V159H164ZM180 160H182V159H180ZM185 160H186V159H185ZM94 161H95V160H94ZM125 161H128V160L125 159ZM140 161H141V160H140ZM165 161H166V160H165ZM174 161H175V159H174ZM186 161H187V160H186ZM106 162L108 163L109 161H106ZM130 162H131V160H130ZM130 162H129V163H130ZM144 162H145V161H144ZM150 162H152V160H151ZM158 162H159V161H158ZM158 162H157V163H158ZM166 162H167V161H166ZM168 162H169V161H168ZM171 162H172V161H171ZM177 162H178V161H177ZM177 162H176V163H177ZM181 162H182V161H181ZM183 162H184V161H183ZM191 162H192V161H191ZM191 162H190V163H191ZM107 163H106V164H107ZM109 163H113V162H109ZM118 163H119V162H118ZM123 163H124V161H123ZM127 163H128V162H127ZM133 163H134V162H133ZM133 163L131 162L130 164H133ZM136 163H137V162H136ZM142 163H143V162H142ZM159 163H160V162H159ZM162 163H163V162H162ZM162 163H161V164H162ZM164 163H165V162H164ZM115 164H117V163H115ZM137 164H138V163H137ZM140 164H141V162H140ZM151 164H152V163H151ZM154 164H155V163H154ZM165 164H166V163H165ZM172 164H173V163H172ZM184 164H185V163H184ZM108 165H109V164H108ZM117 165H119V164H117ZM121 165H122V164H121ZM138 165H139V164H138ZM149 165H150V164H149ZM181 165H182V164H181ZM125 166H126V165H125ZM131 166H132V165H131ZM131 166H129V167H131ZM136 166H137V165H136ZM156 166H157V165H156ZM160 166H161V165H160ZM172 166H173V165H172ZM178 166H180V165H178ZM183 166H184V165H183ZM116 167H118V166H116ZM145 167H147V166H145ZM162 167H165V166H162ZM180 167H181V166H180ZM184 167H185V166H184ZM153 168H154V167H153ZM157 168L159 169V167H157ZM167 168H168V167H167ZM170 168H172V167H170ZM161 169H162V168H161ZM121 170H122V169H121ZM146 170H147V169H146ZM154 170L156 171V169H154ZM159 170H160V169H159ZM159 170H158V172H159ZM163 170H165V169H163ZM144 171H145V170H144ZM155 171H154V173H155ZM166 171H167V170H166ZM145 172H146V171H145ZM170 172H171V171H170ZM148 173H149V172H148ZM154 173H153V174H154ZM160 173H161V172H160ZM160 173H159V175H160ZM162 174H163V173H162ZM165 174H166V173H165ZM172 174H173V173H172ZM169 175H170V174H169ZM163 176H164V175H163ZM157 177H158V176H157ZM165 177H166V175H165ZM168 177H169V176H168ZM161 178H162V177H161ZM157 179H160V177L157 178ZM155 180H156V179H155ZM160 180H161V179H160ZM162 180H164V179H162ZM152 182H153V181H152ZM158 182H159V181H158ZM160 182H161V181H160ZM164 182H165V181H164ZM153 183H154V182H153ZM155 185H156V184H155ZM153 186H154V185H153Z\"/></svg>","mask_w":264,"mask_h":264}]
</instances>
